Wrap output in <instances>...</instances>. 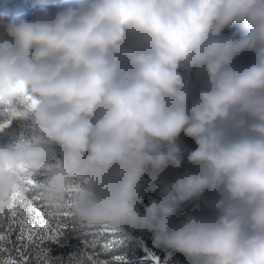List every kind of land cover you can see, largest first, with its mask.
Segmentation results:
<instances>
[{
	"label": "clouds",
	"instance_id": "obj_1",
	"mask_svg": "<svg viewBox=\"0 0 264 264\" xmlns=\"http://www.w3.org/2000/svg\"><path fill=\"white\" fill-rule=\"evenodd\" d=\"M21 201L52 224L150 239L152 264H264V0L0 16V225Z\"/></svg>",
	"mask_w": 264,
	"mask_h": 264
},
{
	"label": "bare ground",
	"instance_id": "obj_2",
	"mask_svg": "<svg viewBox=\"0 0 264 264\" xmlns=\"http://www.w3.org/2000/svg\"><path fill=\"white\" fill-rule=\"evenodd\" d=\"M32 8L30 0H3L0 3V16L10 18L13 15L27 14ZM180 148L182 152L187 150L186 145H181ZM201 208H203V203L197 200L191 210ZM61 225V235L57 241H45L49 258L53 261V264H66V261L73 254L79 255L82 252H87L94 258L105 261L106 264H152L149 253H151V256L161 258L164 255L163 250L152 249V241L150 239H146L143 242V246H141V243L135 239L107 233H93L68 221L63 222ZM30 226L37 229L40 228L38 224ZM31 235L33 239L37 238L36 233ZM28 236L29 233L26 228L22 240L30 244L31 241L28 240ZM30 258L34 259L35 257L32 256ZM45 264H49V261L45 260Z\"/></svg>",
	"mask_w": 264,
	"mask_h": 264
},
{
	"label": "snow or ice",
	"instance_id": "obj_3",
	"mask_svg": "<svg viewBox=\"0 0 264 264\" xmlns=\"http://www.w3.org/2000/svg\"><path fill=\"white\" fill-rule=\"evenodd\" d=\"M29 183L32 182L29 181ZM38 209L39 207L31 202L21 201L11 210L8 224L0 225V264H34V260L30 258L32 257L31 246L40 243L42 245L40 250L43 251L48 250L45 241H57L61 235L62 225L52 223L50 225V222L42 218V213ZM35 224H38L40 228L30 226ZM26 228L30 244L22 240ZM32 233H36V239H33ZM149 257L154 259L151 253ZM45 260L53 264L51 259L45 258ZM45 260L40 261V264H45ZM90 260L91 264H106L105 261L96 259L92 255H90Z\"/></svg>",
	"mask_w": 264,
	"mask_h": 264
},
{
	"label": "rangeland",
	"instance_id": "obj_4",
	"mask_svg": "<svg viewBox=\"0 0 264 264\" xmlns=\"http://www.w3.org/2000/svg\"><path fill=\"white\" fill-rule=\"evenodd\" d=\"M39 2L47 3L49 6H54L57 3L64 2V0H30V6L34 7Z\"/></svg>",
	"mask_w": 264,
	"mask_h": 264
}]
</instances>
